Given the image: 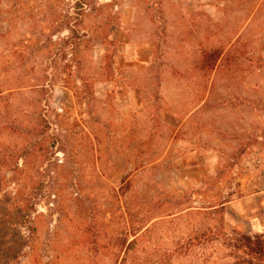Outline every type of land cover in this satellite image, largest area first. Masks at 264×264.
<instances>
[{
  "label": "rangeland",
  "instance_id": "1",
  "mask_svg": "<svg viewBox=\"0 0 264 264\" xmlns=\"http://www.w3.org/2000/svg\"><path fill=\"white\" fill-rule=\"evenodd\" d=\"M235 232L264 235V0H0V264H232Z\"/></svg>",
  "mask_w": 264,
  "mask_h": 264
},
{
  "label": "trees",
  "instance_id": "2",
  "mask_svg": "<svg viewBox=\"0 0 264 264\" xmlns=\"http://www.w3.org/2000/svg\"><path fill=\"white\" fill-rule=\"evenodd\" d=\"M83 9L84 6L82 5V2H79L74 5L72 12H65L63 15V19H65V22H63L64 27L58 26L57 32L65 30L67 34L61 37L60 42L58 43L60 47L57 48V51L60 54L63 53L64 55L67 49L73 50L74 46H76V39L79 40L80 38H84L85 34L81 33L76 26L74 27L77 21L81 22L77 16H82ZM73 15H75V17ZM66 19L67 22L70 20L73 24H67ZM74 20H76V22ZM218 56L219 53L217 51H213L211 53H206L203 56V60H207L210 65L209 67L212 68V66L216 63ZM228 238V241L232 243V248L240 254L236 257V260L232 264H264V235L252 236L235 232Z\"/></svg>",
  "mask_w": 264,
  "mask_h": 264
},
{
  "label": "crops",
  "instance_id": "3",
  "mask_svg": "<svg viewBox=\"0 0 264 264\" xmlns=\"http://www.w3.org/2000/svg\"><path fill=\"white\" fill-rule=\"evenodd\" d=\"M260 195H261V194H258V195H256V196H250V197H252V199H253V200L256 202V204H257L256 207H254L253 209H250L251 211H252V210H256V209H257V210H260V209L262 208V205H263V204H262V201H261ZM257 225H258V224H257L256 222H252V221H251V226H250V227H251L252 229H256Z\"/></svg>",
  "mask_w": 264,
  "mask_h": 264
}]
</instances>
